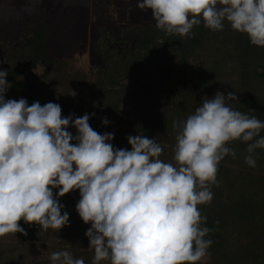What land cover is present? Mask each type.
<instances>
[{"label": "clouds", "instance_id": "obj_1", "mask_svg": "<svg viewBox=\"0 0 264 264\" xmlns=\"http://www.w3.org/2000/svg\"><path fill=\"white\" fill-rule=\"evenodd\" d=\"M135 7L151 10L165 35L191 38L202 21L213 32L227 22L264 47V0H137ZM7 76L0 70V237L27 235L21 220L60 231L69 223L60 198L78 190L75 210L91 225L85 235L92 264H199L208 255L214 242L206 237L215 229L204 226L199 206L213 200L220 162L237 158L235 142L246 146L250 168L257 166L256 150H264V120L233 109L235 92L218 91L174 120V162H165L156 138L129 135L131 150L116 148L114 134L94 130L87 113L64 117L57 103L5 99ZM50 261L85 264L67 250L52 252Z\"/></svg>", "mask_w": 264, "mask_h": 264}, {"label": "trees", "instance_id": "obj_2", "mask_svg": "<svg viewBox=\"0 0 264 264\" xmlns=\"http://www.w3.org/2000/svg\"><path fill=\"white\" fill-rule=\"evenodd\" d=\"M38 21L35 18L30 24L32 27L24 29H9V23L0 22V51L6 50L11 34L14 37L9 38L11 47L7 48L12 53L10 59L21 56L19 64L15 62L14 68L7 69L6 79L29 98L38 89L30 80H19L26 70L43 65L44 78H49L55 66L64 65L50 54L49 20ZM98 31V52L104 56V66L98 68L95 81L89 83L91 93H84L83 98L73 104V109L61 107L62 116L75 118L89 114L94 130L100 134H114L111 141L114 147L131 150L127 137L140 134L156 138L163 147L160 158L174 162L171 136H176V131L173 121L186 119L192 114L190 104L195 111L203 98L213 95L215 79L221 75L218 68L223 63L212 57L214 51L207 54L212 47H217V54L223 51L233 61L232 64L225 62V66L232 67L231 74L238 78L236 87L227 85L228 92L235 89L238 97L230 102L231 107L264 120V47L252 45L246 34L232 30L227 22L223 31L213 32L205 28L202 21L194 26L191 38L165 35L154 26L128 29L127 33L136 37V50L123 55L106 47L111 37L115 40L116 36L105 29ZM3 59L0 57V61ZM216 74L219 75L215 78ZM127 78L136 80L129 86L125 83ZM78 82L82 88L88 84L83 76ZM207 90L213 92L206 95ZM219 91L228 93L223 88ZM105 117L110 121L106 126L102 124ZM68 130L74 136L77 134L75 128ZM173 140L175 143V137ZM232 146L237 149V158L227 156L220 162L219 186L212 187L213 200L199 206L202 215L207 217L204 226L215 229L206 237L214 242L206 255L207 264H264V150H256L257 166L250 168L243 161L246 146L239 142ZM79 199L78 190L60 198L65 206L62 214L64 211L69 214L68 225L60 231H45L37 224L19 221L27 235L17 232L0 237V264H51L50 256L41 255V261L31 259L30 254L40 252L41 243L48 244L45 251L48 250L49 255L67 250L74 258H83L85 264H92L94 251L88 248L90 242L85 235L88 228L75 210ZM7 240L13 243L3 248ZM20 244L25 246L18 247ZM26 248L28 252L22 254ZM101 264L110 262L102 261Z\"/></svg>", "mask_w": 264, "mask_h": 264}, {"label": "rangeland", "instance_id": "obj_3", "mask_svg": "<svg viewBox=\"0 0 264 264\" xmlns=\"http://www.w3.org/2000/svg\"><path fill=\"white\" fill-rule=\"evenodd\" d=\"M136 2L137 0H0V22L9 23L11 25L9 29H24L23 27L30 26L35 18L39 19V23H44V19L46 21L47 18L49 29H51L50 54L64 64L55 66L56 68L53 69L49 78H44L46 75L43 65H38L36 69L26 70L19 80H30L33 86L38 89L34 91L35 95L30 98L22 90L12 87L10 81L6 79L10 87L5 94V99L25 98L29 105L36 101L41 105L53 102L60 104L61 107L73 109V104L83 98L84 93H91L89 83L95 81L96 71L104 66V56L98 52V29H105L107 33L116 36L115 40L110 36L111 39L106 47L110 51L123 55L136 50V37L128 34V29L155 27L151 10L141 12L135 7ZM13 37L9 34L7 48L11 47L10 39ZM15 44L17 43L15 42ZM7 48L0 51V57L3 59L5 54L7 59V63H0V70L14 68L15 64H19L21 61H19L20 55L11 60L12 53L10 50L7 51ZM216 49L217 47H212L209 52L207 51L208 55L214 51L212 57L223 63L218 68L221 69V75L216 74L215 78L219 76L215 79L213 89H215V93L221 88L228 92V87L237 86L238 78L235 74H231L232 67L225 66V62L233 63L229 55L223 51L220 52L221 55L217 54ZM217 55H219V59ZM82 76L88 83L83 88L78 82ZM135 80L127 78L125 83L130 86ZM143 86L145 84H142ZM210 93L207 90L205 94ZM214 94L209 98H212ZM185 104L187 105V103ZM190 105V113H194V109ZM174 137L171 136L173 144H175ZM90 226V224H86L87 228ZM12 243L10 240L4 241L3 248H9ZM23 246L25 245L20 244L18 247ZM39 246V253L30 254L33 261H41L43 256H50L48 250L45 251L48 244L41 243ZM27 252L26 248L22 254ZM201 262L207 264L209 259L205 256Z\"/></svg>", "mask_w": 264, "mask_h": 264}]
</instances>
